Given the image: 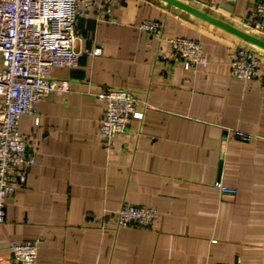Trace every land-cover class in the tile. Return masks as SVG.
Returning a JSON list of instances; mask_svg holds the SVG:
<instances>
[{
  "label": "crops",
  "instance_id": "obj_1",
  "mask_svg": "<svg viewBox=\"0 0 264 264\" xmlns=\"http://www.w3.org/2000/svg\"><path fill=\"white\" fill-rule=\"evenodd\" d=\"M254 1L185 0L246 32ZM113 16L77 21V67L52 70L68 91L19 120L34 162L5 206L0 264H15L8 245L28 240L38 264H264V50L160 0H122ZM142 19L161 23L160 40ZM174 36L198 41L207 64L183 69ZM94 46L98 56L84 55ZM237 47L255 51L258 78L230 75ZM104 88L143 103L110 150ZM124 202L155 209L152 224L115 225L109 213Z\"/></svg>",
  "mask_w": 264,
  "mask_h": 264
},
{
  "label": "built area",
  "instance_id": "obj_2",
  "mask_svg": "<svg viewBox=\"0 0 264 264\" xmlns=\"http://www.w3.org/2000/svg\"><path fill=\"white\" fill-rule=\"evenodd\" d=\"M233 1V0H227ZM122 0H0V223L5 206L15 191L23 187L33 164L28 139L18 130L23 116L36 117L37 103L56 92H67L68 81L52 77L55 68H75L82 54L76 49L79 19L114 22V11ZM251 28L264 35V0H255L247 19ZM137 28L160 40L161 23L142 19ZM170 57L185 70L207 64V57L194 39L168 38ZM100 54L96 46L84 55ZM230 75L241 80L259 77L258 56L247 47H237L230 59ZM105 110L99 127L101 144L110 150L112 139L124 134L132 119H141L143 106L131 91L104 88L97 95ZM220 194L234 195L236 189L221 182L214 184ZM117 226L149 227L157 212L151 207L122 203L109 213ZM9 246L15 264H38V241L28 240Z\"/></svg>",
  "mask_w": 264,
  "mask_h": 264
},
{
  "label": "water",
  "instance_id": "obj_3",
  "mask_svg": "<svg viewBox=\"0 0 264 264\" xmlns=\"http://www.w3.org/2000/svg\"><path fill=\"white\" fill-rule=\"evenodd\" d=\"M164 3H166L169 6H173L177 9H180L202 21H205L209 24H212L216 27H219L226 32L234 35L235 37L241 39L242 41L253 45L261 50H264V39L253 35L249 32L243 31L221 19H218L217 17H214L213 15L209 14L206 11H203L201 9H198L191 5L190 3H187L183 0H160Z\"/></svg>",
  "mask_w": 264,
  "mask_h": 264
},
{
  "label": "rangeland",
  "instance_id": "obj_4",
  "mask_svg": "<svg viewBox=\"0 0 264 264\" xmlns=\"http://www.w3.org/2000/svg\"><path fill=\"white\" fill-rule=\"evenodd\" d=\"M183 1H185V0H183ZM187 1V0H186ZM253 30V29H252ZM247 32H249V33H251V34H254V35H256V36H260L261 34H259V33H257L256 31H251L250 32V30L249 29H247ZM263 36V35H262Z\"/></svg>",
  "mask_w": 264,
  "mask_h": 264
}]
</instances>
